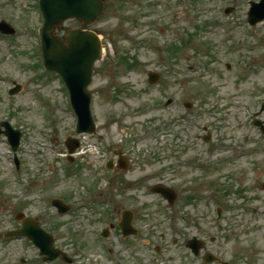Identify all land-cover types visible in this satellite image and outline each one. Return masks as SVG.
Instances as JSON below:
<instances>
[{
	"label": "rangeland",
	"instance_id": "1",
	"mask_svg": "<svg viewBox=\"0 0 264 264\" xmlns=\"http://www.w3.org/2000/svg\"><path fill=\"white\" fill-rule=\"evenodd\" d=\"M36 1L0 0V20L16 30L11 43L0 36V122L21 134L15 153L0 136V233L19 227L15 215L22 213L36 218L54 237V247L79 263L132 264L133 256L142 255L148 264H187L192 259L182 244H173L176 228L182 229V243L197 228L204 230L208 203L206 221L217 239L213 251L227 245L228 256L237 253L249 264L260 250L255 264H264V134L253 125V114L264 105V45L256 38L264 39V22L246 23L248 2L257 0H104L101 17L89 28L104 50L88 88L95 136L75 135L60 81L38 83L55 75L35 68L41 56L34 53L41 22ZM228 7L232 12L226 15ZM82 28L67 21L56 35ZM150 72L160 75L155 85L147 83ZM11 82L20 86L14 96L7 94ZM258 118L264 120V110ZM206 134L208 143L198 137ZM67 137L81 146L73 166L65 158ZM117 148L131 160L120 179L143 184L122 196L109 185L116 176L102 167ZM238 153L246 155L235 159ZM67 165L79 174H68ZM157 183L177 191L171 210L161 203L157 212L158 199L147 190ZM92 196L112 198L118 211L100 205L89 212L88 205L59 216L49 205L60 198L79 208L83 197ZM126 209L141 232L121 244L117 222ZM103 227L109 236L99 239ZM23 245L0 236V264H21V257L24 264H39L37 251Z\"/></svg>",
	"mask_w": 264,
	"mask_h": 264
},
{
	"label": "water",
	"instance_id": "2",
	"mask_svg": "<svg viewBox=\"0 0 264 264\" xmlns=\"http://www.w3.org/2000/svg\"><path fill=\"white\" fill-rule=\"evenodd\" d=\"M40 9L43 13L44 23L40 30L42 37V52L49 69L58 72L66 81L71 96L72 106L78 116V131L93 132L94 126L89 111L90 96L86 92V86L90 82L92 62L100 57V44L96 36L91 32H68L64 41H59L54 36V29L60 26L66 18H76L85 25H91L102 12L100 0H40ZM249 22L255 24L264 19V0L259 4H252L249 12ZM4 32H11L5 24L0 25ZM149 83L157 82L156 74H149ZM18 88L11 90L15 93ZM5 132L13 147L18 144V132H12L10 128ZM76 143L68 145L72 152ZM165 194L166 189L154 188ZM172 196V195H171ZM170 196V197H171ZM173 199V197H172ZM59 212L66 209L59 203ZM28 235L42 253L48 255V259L56 257L57 252L50 248L52 239L42 232L34 221L23 222V230L20 232Z\"/></svg>",
	"mask_w": 264,
	"mask_h": 264
},
{
	"label": "flooded vegetation",
	"instance_id": "3",
	"mask_svg": "<svg viewBox=\"0 0 264 264\" xmlns=\"http://www.w3.org/2000/svg\"><path fill=\"white\" fill-rule=\"evenodd\" d=\"M121 172L116 171L115 172V176H116V180L112 181V177H111V185L112 187L115 189L116 192H118V195L122 196V193H128L129 189L133 188V187H137L141 185V182H134V183H129L126 182V180H122L120 179ZM115 182V185H114ZM122 188V189H121ZM207 208V207H206ZM116 208L113 209V213H116ZM205 219H204V230H202L200 227L196 229V232L194 234L191 235V237H196L200 240L203 241L204 244H202V248L197 252V253H193L192 251L188 250V255L189 257L192 259V261L189 264H207L205 261V258L208 257L209 254H211L212 256H214L215 258L219 259V262H227V264H246L244 262L243 258H239L240 255H236L234 256V258L231 256H228L226 258V260L222 259L219 257L218 252H214L213 251V244L216 242V239L212 240L211 236L209 235V226H208V222L206 221V219L208 218V212L207 210H205ZM201 221L203 220V217H200ZM211 224V222H210ZM201 225V222H200ZM163 240V236L161 237ZM181 240L180 236H178L177 239L174 240V242L177 244V242ZM186 242V239L184 241V243ZM185 246V244H183ZM263 254L260 250L257 251L255 250V252L252 255L251 261L249 264H255L257 261H259V257L260 255ZM219 262H215V263H210V264H219Z\"/></svg>",
	"mask_w": 264,
	"mask_h": 264
}]
</instances>
